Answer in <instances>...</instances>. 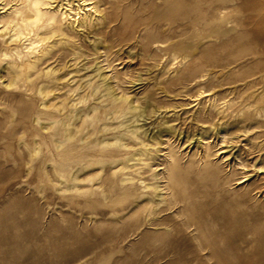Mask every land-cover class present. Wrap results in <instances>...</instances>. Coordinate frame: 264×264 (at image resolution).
Masks as SVG:
<instances>
[{
    "label": "bare ground",
    "instance_id": "1",
    "mask_svg": "<svg viewBox=\"0 0 264 264\" xmlns=\"http://www.w3.org/2000/svg\"><path fill=\"white\" fill-rule=\"evenodd\" d=\"M122 1L0 0V157L14 143L15 173L35 168L37 195L46 198L49 186L69 200L66 212L57 208L62 222L75 213L79 226L113 224L112 240L105 234L93 246L54 241L51 247L68 250L74 261L121 251L128 236L141 234L144 245L151 238L171 246L169 264H264V203L254 214L244 208L262 193L249 181L251 167L264 165L240 151L219 153L210 139L223 144L264 126V85L253 89L246 74L257 53L241 28L246 10L237 0H165L163 9L140 15ZM124 46L128 60L120 57ZM182 95L194 99L175 101ZM192 102L187 111L196 123L184 130L169 112ZM157 112V123H144ZM187 142L195 150L182 154ZM235 184H243L246 198L230 194ZM196 186L215 197L198 199L203 190ZM228 220L248 230L233 235ZM184 236L189 243L180 248Z\"/></svg>",
    "mask_w": 264,
    "mask_h": 264
},
{
    "label": "rangeland",
    "instance_id": "2",
    "mask_svg": "<svg viewBox=\"0 0 264 264\" xmlns=\"http://www.w3.org/2000/svg\"><path fill=\"white\" fill-rule=\"evenodd\" d=\"M237 3L242 4V10H246L245 14L242 15V18L245 19V25L241 28L246 33H249L250 37L254 39L250 42L252 43L251 49L257 53L249 56L246 62V74L250 75V79H254L253 89H257L264 85V81H262L260 77L264 74V9H261V7L264 6V0H237ZM122 4L128 8H130L131 5V8H133V10L135 8L134 11L140 15H147L151 10L163 9L165 6V0H124L122 1ZM247 17L248 19H246ZM125 47L128 49L130 48L128 46H124V49L121 50L120 57L124 60H128ZM156 53V58L161 59L162 61L167 57L166 55L163 56V52L161 51H156ZM136 60L137 61H134L136 65L133 64V66L135 65L143 69L144 66L137 63L139 62V59L137 58ZM158 67L159 66L153 67L151 70H156ZM135 68L136 67H134V69ZM136 71L137 70L135 69L134 74H136ZM151 72L149 70H143L142 75L146 76L151 74ZM142 84L143 83H139L135 87H139ZM194 90H196V88ZM180 99L185 102H190L194 98L182 95L177 97L175 101H181ZM194 104L195 102L185 105L183 104L182 106L180 105L171 110L169 112L170 114L173 112L171 118L174 120L176 119L175 121L173 120L172 123H177L184 130H188L190 124L195 121L189 118L192 111L189 112L187 110ZM158 113L159 112L153 114V117L150 116L144 120V123H157L160 119L158 117ZM260 121H264V116L260 117ZM252 129L248 135L245 132L238 131L234 134L235 136H231L232 141L224 142L223 144L221 140H218L219 143L217 145L215 143V138H210L212 143L214 142L212 147L213 150L216 151L219 148V153L225 150L226 154H236L240 151V156L242 158L248 160L260 158L261 161L258 159V162L264 165V126L256 125L252 127ZM190 130L193 131L194 128L191 127ZM172 140L173 144H175L176 141L174 139ZM184 144L186 145L182 146L181 144V148L179 149L182 154H191L194 152L195 147H192L193 143L191 144L190 142H187L183 143V145ZM12 145L13 146L8 144L5 147L2 145L4 148L3 150L5 151H3L4 156L0 157V264H169L171 260L176 257V255H170L169 248H171V246H167L165 243L156 244L157 241L155 242L154 240L152 242V239L149 238V244L144 245L142 243L141 234L128 236L123 242V248L121 251H117V248L114 250H98L95 254L85 255L82 259H80L81 261H74L75 258L69 254L68 250L53 249L51 246L55 243L54 241H56V245H59L62 238H66L68 243L72 244L71 248L74 249L78 248L81 244H83V246H93L103 240L102 238L105 234H107L106 236L108 237V232L112 230L113 224L110 221H103L99 223L89 222V224L85 227L79 226L77 225L78 216L75 213L74 216H72L74 218L66 217V220L62 222L61 217L58 216L57 208L58 210L60 209V211L66 212L67 208L64 204L69 200L60 197L58 194H54L49 186H46L44 189L46 198H41L39 194L37 195L36 188L39 185L37 170L34 168L30 174H27L24 171L21 173H15V171L18 170V165L13 164L12 159L15 155H17V153L13 150L15 149L14 143H12ZM222 154L225 153L223 152ZM7 159L9 160L8 162H6ZM251 170L252 173L249 181L254 182L262 193L259 192L256 198L247 201V203H245L247 205H244V208L247 209L249 213L251 212L254 214L260 209L259 206L264 203V170L257 172L254 167H251ZM243 184H235L234 189L230 191V194L238 195L239 199L246 198L247 196H243L244 190L241 188ZM195 189H201L200 191L203 190L200 186H196ZM204 190L201 192V195H203H200L199 197L201 198L198 197V199L205 201V198L208 199L210 197H215V193L212 190L211 192L210 189ZM204 193L207 196L204 195ZM218 198L219 202H221L224 198H226V195ZM229 206L230 205H227L226 207L229 208L230 211H235V207ZM36 209H38V213H35ZM33 218H35V226L32 224ZM228 221L232 223L231 220ZM50 226V236H46L44 233L45 228ZM212 226L213 224H211V226L209 225L210 228ZM233 226L234 224L232 227ZM220 227H222L221 224H214L212 229H218ZM239 229V224H235L233 228L234 231L232 230L233 235H236V233H243L248 230L245 228L243 229L242 227L240 230ZM33 230L35 235L31 236L30 239L27 237H21L20 240H15V238H13V235L18 231L26 232ZM71 231H75L78 237H69V233H71ZM254 235L252 236L253 240L258 237V233ZM108 239L112 240V237L109 236ZM178 241L180 242V248H186L189 243L186 236L183 237V240L180 239ZM236 242L239 241L236 239ZM254 242L251 243L249 248V251L251 252L256 250V241L254 240ZM10 245L15 246L14 250H10ZM85 253L86 252L82 251L78 256H83ZM167 253H169V255H167Z\"/></svg>",
    "mask_w": 264,
    "mask_h": 264
}]
</instances>
